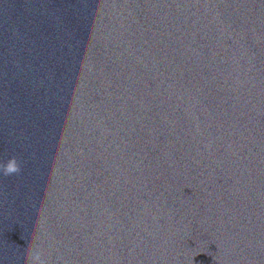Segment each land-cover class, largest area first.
Masks as SVG:
<instances>
[{"label": "clouds", "instance_id": "1", "mask_svg": "<svg viewBox=\"0 0 264 264\" xmlns=\"http://www.w3.org/2000/svg\"><path fill=\"white\" fill-rule=\"evenodd\" d=\"M21 163L15 156L8 158L5 162H0V174L3 176H12L20 173ZM27 264H45L42 253L38 250L31 249L27 254Z\"/></svg>", "mask_w": 264, "mask_h": 264}]
</instances>
